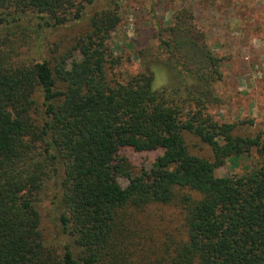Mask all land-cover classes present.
Masks as SVG:
<instances>
[{"label": "trees", "instance_id": "1", "mask_svg": "<svg viewBox=\"0 0 264 264\" xmlns=\"http://www.w3.org/2000/svg\"><path fill=\"white\" fill-rule=\"evenodd\" d=\"M97 1L0 0V264H264V135L211 114L224 57L191 8L174 11L160 39L165 59L123 80L109 45L121 22L115 0L63 53L56 42L45 57L19 54L17 35L78 25ZM162 74L168 82L156 87ZM186 133L213 159L191 153ZM122 146L160 153L136 172ZM252 151L258 161L245 173L217 174ZM48 186L67 238L61 252L42 229Z\"/></svg>", "mask_w": 264, "mask_h": 264}, {"label": "rangeland", "instance_id": "2", "mask_svg": "<svg viewBox=\"0 0 264 264\" xmlns=\"http://www.w3.org/2000/svg\"><path fill=\"white\" fill-rule=\"evenodd\" d=\"M104 4L109 7L110 0H98L87 6L85 17L78 25L69 22L70 25L61 27L43 26L39 32L29 31L24 41L20 40L22 35H17L15 42L20 46L19 54L27 60L40 55L45 57L56 42L59 52L63 53L80 31L86 29L88 17ZM113 5L121 16V22L109 40L113 54L121 60L114 75L123 80L143 70L144 63L153 67L163 61L166 55L159 48L160 39L166 37L165 29L172 23L174 11L181 7L191 8L208 44L224 57L223 78L215 84L221 101L210 108L211 114L221 121L244 122L239 131L242 134L262 132L264 135V0H115ZM37 21L34 19L31 24L34 26ZM159 79L155 80L156 87L158 82H168L163 74ZM185 137L191 153L213 159L209 145L193 134L186 133ZM159 153V150L136 152L128 146L120 148V154L128 158L136 172L142 167L150 169ZM257 161L258 156L252 151L243 158L228 160L217 169V174H243ZM116 179L122 189L130 184L125 176ZM54 193L52 186L46 187L39 196L38 207L46 240L61 252L67 238L60 229ZM176 211L165 208L167 220L174 218ZM177 223L175 221L173 225ZM74 252L77 255L78 249L74 248Z\"/></svg>", "mask_w": 264, "mask_h": 264}]
</instances>
